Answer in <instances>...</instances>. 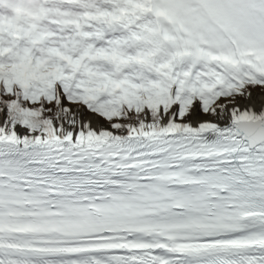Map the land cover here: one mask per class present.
Wrapping results in <instances>:
<instances>
[{
    "label": "snow or ice",
    "instance_id": "6c2138e0",
    "mask_svg": "<svg viewBox=\"0 0 264 264\" xmlns=\"http://www.w3.org/2000/svg\"><path fill=\"white\" fill-rule=\"evenodd\" d=\"M18 6L0 264H264V0Z\"/></svg>",
    "mask_w": 264,
    "mask_h": 264
},
{
    "label": "rangeland",
    "instance_id": "374dc122",
    "mask_svg": "<svg viewBox=\"0 0 264 264\" xmlns=\"http://www.w3.org/2000/svg\"><path fill=\"white\" fill-rule=\"evenodd\" d=\"M21 12L23 9L18 6V0H0V14L9 16L11 14L18 15Z\"/></svg>",
    "mask_w": 264,
    "mask_h": 264
},
{
    "label": "trees",
    "instance_id": "16d2710c",
    "mask_svg": "<svg viewBox=\"0 0 264 264\" xmlns=\"http://www.w3.org/2000/svg\"><path fill=\"white\" fill-rule=\"evenodd\" d=\"M12 16H16V17H20V16H23L24 15V11L19 13L18 15H15V14H11Z\"/></svg>",
    "mask_w": 264,
    "mask_h": 264
}]
</instances>
